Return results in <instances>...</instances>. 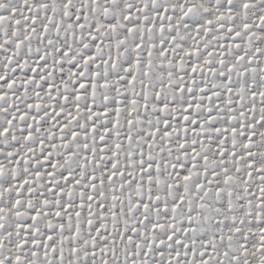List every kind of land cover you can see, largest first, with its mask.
<instances>
[{
  "label": "snow or ice",
  "instance_id": "6c2138e0",
  "mask_svg": "<svg viewBox=\"0 0 264 264\" xmlns=\"http://www.w3.org/2000/svg\"><path fill=\"white\" fill-rule=\"evenodd\" d=\"M0 264H264V0H0Z\"/></svg>",
  "mask_w": 264,
  "mask_h": 264
}]
</instances>
